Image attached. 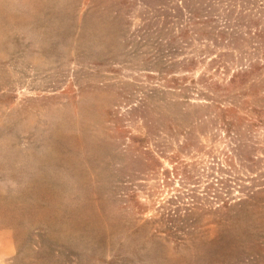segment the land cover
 Masks as SVG:
<instances>
[{
	"label": "rangeland",
	"instance_id": "374dc122",
	"mask_svg": "<svg viewBox=\"0 0 264 264\" xmlns=\"http://www.w3.org/2000/svg\"><path fill=\"white\" fill-rule=\"evenodd\" d=\"M247 1L220 8L258 25L225 30L264 43V0ZM175 5L0 0V264H264V191L246 196L264 187V124L247 112L264 108V70L230 84L229 49L173 42ZM223 51L227 68L211 61ZM200 76L242 100L231 132ZM224 198L248 202L224 213Z\"/></svg>",
	"mask_w": 264,
	"mask_h": 264
},
{
	"label": "trees",
	"instance_id": "16d2710c",
	"mask_svg": "<svg viewBox=\"0 0 264 264\" xmlns=\"http://www.w3.org/2000/svg\"><path fill=\"white\" fill-rule=\"evenodd\" d=\"M182 1V0H180ZM232 2H238L239 0H231ZM175 7L173 9L174 13L170 15L172 19V23L174 25L175 30L177 31V34L173 37V42L178 44H186L187 46H191L192 48H195L193 46L194 43H189V38H192V34L194 32L197 33V35H204L208 36L206 41L209 42L207 51L212 52L215 49H221L227 48L232 53L231 63L236 65V69L234 70L231 78L229 79V83L232 85H242L245 84L248 80L247 78H250L252 75H254L258 71L264 70V43L260 38H246L242 34L229 32V30H225L226 28H229L230 24L234 19L239 20H245V22L249 21L253 25H258V20L256 19H247L248 15H241L238 17V13L235 9L228 8L225 10L224 8H220L221 4L223 3V0H206L205 4L209 5V8L207 9L206 6L199 8L195 6L194 1L192 0H183L184 5H180L178 3V0H174ZM210 2V3H209ZM247 0H242V3H248ZM244 7V5H242ZM189 8L191 9L192 17L186 21V23L182 22V19H184V9ZM206 11V12H205ZM205 12V13H204ZM245 14V13H244ZM237 16V17H236ZM236 17V18H235ZM219 18H224L226 20V23L228 25H224L222 28L220 25H217L219 22ZM197 23H203L206 26H209L210 28H213L214 30H205L202 32L194 31L191 29V26H194ZM242 24V23H239ZM242 25H245L243 23ZM181 26V29H180ZM249 27V25H247ZM260 37V34H258ZM195 40V39H193ZM192 40V41H193ZM199 39H197L198 41ZM191 44V45H190ZM255 44V45H254ZM260 45V47H257V45ZM188 46V47H189ZM251 46H253L254 49L258 50V53H256L254 50L251 49ZM175 48L178 50H184L183 48L187 47H179ZM235 53H239V57L235 55ZM227 55L226 51H223L221 55H217L211 59V61L219 62L220 66H223L224 68H227L225 64V56ZM223 57V58H222ZM197 63V58H190L186 63L184 62L183 67L184 68H191L193 65ZM227 64L229 62L227 61ZM187 79L186 77L183 78H174L173 79V85L175 88H180L181 81ZM198 79H201L200 83H203L202 86L203 89H195L199 90L198 95L205 97V99L216 102V105L213 107H216L218 109L219 113H216L219 115L222 120L223 124L225 125V128L228 132H231L232 130V122L233 119H230V117L235 114L237 111H239L241 108H244L241 106L242 100L236 97L231 90L227 86H225L223 83L219 81L212 80L213 78L206 77V76H200ZM192 82L196 85L198 80L195 78L191 79ZM258 80V81H256ZM254 82L258 84L260 82V79H254ZM264 82V78L261 81ZM195 88V86H194ZM204 90V91H200ZM222 90V92L218 95V99L212 98L211 96L215 94V91ZM246 92H239L241 96H243ZM230 99V100H229ZM229 101L230 106H226L223 102ZM206 106V105H205ZM249 113H254L256 116H258V120L260 124H264V108H254L247 110ZM216 116V115H214ZM264 186V183L263 185ZM260 191H255L253 189H247V198H252L254 195L263 192L264 187H262ZM222 205L219 207V210H222L224 213L228 211L234 210L236 207H240L241 205L248 202L247 199H239L235 202L229 201V199H222Z\"/></svg>",
	"mask_w": 264,
	"mask_h": 264
}]
</instances>
